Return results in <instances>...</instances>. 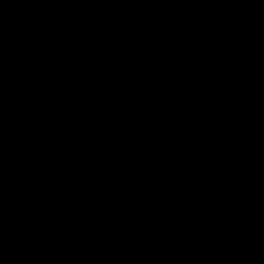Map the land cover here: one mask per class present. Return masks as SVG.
<instances>
[{
	"label": "water",
	"instance_id": "95a60500",
	"mask_svg": "<svg viewBox=\"0 0 264 264\" xmlns=\"http://www.w3.org/2000/svg\"><path fill=\"white\" fill-rule=\"evenodd\" d=\"M0 264H264V0H0Z\"/></svg>",
	"mask_w": 264,
	"mask_h": 264
}]
</instances>
